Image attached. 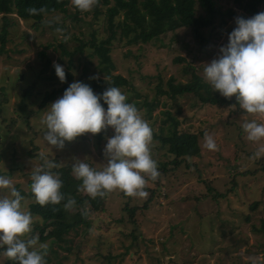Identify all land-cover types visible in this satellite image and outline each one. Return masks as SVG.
<instances>
[{"label": "rangeland", "instance_id": "rangeland-1", "mask_svg": "<svg viewBox=\"0 0 264 264\" xmlns=\"http://www.w3.org/2000/svg\"><path fill=\"white\" fill-rule=\"evenodd\" d=\"M216 5L224 14L225 22L216 16L213 27L203 28L204 44L190 28L169 32L151 43L128 45L125 41H115L114 73L128 78L135 87V91L128 90L124 95L132 93L133 100L141 101L143 97L150 99L155 95L154 87L160 79L164 83L170 77L187 81L189 78L184 71L187 63H193L202 75L200 64L218 56L220 46L227 42V34L235 26L234 18L244 14L233 0H216ZM229 9L234 13L228 14ZM74 11L71 7L70 13ZM199 13H204L201 7H198ZM69 15L47 16L53 23L67 25V28H54L56 30L47 25L36 28L32 21L20 20L17 31H11L12 40L6 43V52L0 53V172L8 176L14 186L20 184L25 190L30 189L31 168L41 164L43 159L60 167L72 165L75 158H80L90 167L102 168L105 162L102 149L106 137L113 135L111 127L97 134L84 133L66 141L60 149L43 139L40 116L63 93L40 108L45 94L59 86L39 79V52L45 49L52 64L67 68L68 57L62 56L59 47L63 39L73 49L78 44L72 39L73 33L85 32L89 38L90 30L96 28L100 36L106 35L103 20L99 22L83 12L81 15L87 22H75ZM1 22L0 19V29ZM49 43L53 46L46 48ZM87 53L77 52L76 57L85 58ZM178 56L184 60L176 61ZM84 60L82 64L75 61L69 68L74 76L72 82L83 78ZM92 61L88 76L102 77L98 57ZM9 77L15 79L16 87L6 91L8 102L5 104L1 87L10 81ZM29 87L32 90L26 111L17 110L24 88ZM165 98L161 97L162 102L154 109L152 119L146 117V107L138 109L141 117L151 129L159 131L165 111L169 110L183 121L184 130L203 131L199 156L175 165L170 161L172 157L165 155L166 149L159 148V140L152 136L150 152L157 163L159 179L146 178L147 195L143 198L126 196L116 189L106 193L102 199L103 209L91 215L92 226H80L78 233L73 231L69 235L73 252L61 258L62 264H250V257L255 258L257 264H264V230H261L264 154L258 159L250 158L264 140L248 141L240 127L245 120L264 122V117L246 113L237 105L233 108L196 107V98L189 94L163 102ZM205 133L215 140V150L204 147ZM162 163L168 167L163 168ZM215 193H223V196L215 197ZM80 195L88 194L82 190ZM254 203L257 206L253 207ZM22 206L29 211L28 199ZM34 220L35 217L32 223ZM52 257L53 261L48 264H57L55 256ZM5 260L6 257L0 255V264Z\"/></svg>", "mask_w": 264, "mask_h": 264}, {"label": "trees", "instance_id": "trees-1", "mask_svg": "<svg viewBox=\"0 0 264 264\" xmlns=\"http://www.w3.org/2000/svg\"><path fill=\"white\" fill-rule=\"evenodd\" d=\"M236 6L243 11V17H250L258 12L264 11V0H233ZM71 0H0L1 14V29H0V53L6 52V43L11 41L10 34L12 29L17 31V26L20 20L25 22L32 21L36 28L42 25H47L50 28H67L65 23H53L52 19L47 16L62 13L65 16H72L75 22H87L81 13L93 15L94 19L105 23V36H100L96 28H92L89 32L90 37L86 38V33L79 31V35L72 34V39L78 41V44L69 48L63 43L59 45L62 49V56L66 55L67 68H63L65 72V80L61 82L55 75L51 58L47 55L46 50L39 52L41 67L38 71L39 79H46L58 84L59 87L47 92L41 102V107L54 100L64 89L72 82L74 76L69 69L74 66L75 61L82 64L83 62V78L81 82L88 84L94 93H101L109 85L115 86L120 91L128 93V90L135 91V87L131 85L128 78L121 74H115V62L112 58V50L115 41H125L126 44L151 43L161 38L169 32H174L181 28H190L200 39L201 44H204L203 28L213 27L215 17H221V22H225L224 14L216 5V0H97V3L88 11H79L75 7V11L71 12ZM198 7L204 10V13L198 14ZM35 9V11H29ZM232 9L228 10V14H233ZM85 15V16H86ZM56 30V29H54ZM53 30V31H54ZM64 32V34H66ZM81 35V36H80ZM49 43L46 48L52 47ZM88 51L87 56L76 57L77 52L84 53ZM98 57V66L103 76L90 75L92 58ZM176 61H183L182 56L175 58ZM187 73V81H177L175 77H170L167 82L160 79L154 87L155 95L152 98L143 97L140 100H133L131 93L126 97L127 102H131L137 109L146 107V117L152 119L153 111L156 106L161 103V97H166L163 102L175 100L183 95H191L196 98L195 106H211V107H232L239 106L236 98H226L218 91H213L211 86L203 79L193 63H187L184 67ZM10 78V81L3 87V94L8 102L6 91L9 88L16 87L15 79ZM106 78V79H105ZM5 80V79H4ZM31 87L23 90L22 102L17 110L26 111L28 107V99L31 96ZM138 95V94H136ZM102 106L106 108L103 101H100ZM3 104V103H2ZM6 106V105H4ZM165 118L159 131L152 130L154 139L159 140L160 149H166L165 155L172 157L171 162L179 165L186 162L188 159L199 156L201 152L200 137L204 132L201 130L190 131L184 130L182 120L172 115L171 111H165ZM229 115L227 116V119ZM26 118H29L26 116ZM230 122V121H228ZM110 127L102 130L106 131ZM1 146V145H0ZM175 157H174V156ZM1 157V154H0ZM163 168L168 165L162 163ZM158 169V168H157ZM159 170V169H158ZM52 172H58L59 178L62 181L60 191L64 195V200L59 204H38L33 197L30 189L25 190L17 184L15 187L25 199L29 201V212L32 217H35L32 223L31 234H35L39 245L44 246L46 255L44 256L45 264L53 261L52 255L55 256L57 264H62V257H68L69 253L73 252L71 237L73 231L78 233L80 226H92V213L103 209L104 197H90L85 195L81 197L83 188L81 181L76 179L71 172V165H63L55 167ZM2 173L0 172V175ZM159 179V177H157ZM31 180L29 181V187ZM209 190L214 191L209 187ZM223 196V193H215V197ZM73 199L75 203L70 209L63 207L67 199ZM22 201V204L24 203ZM89 204V206H87ZM257 206L254 203L253 207ZM132 210V209H131ZM261 230H264V221ZM51 241L50 245H46ZM55 245V247H54ZM50 249L49 253L47 252ZM51 252V254H50ZM66 252L67 254H63ZM3 264H14L8 258Z\"/></svg>", "mask_w": 264, "mask_h": 264}, {"label": "clouds", "instance_id": "clouds-1", "mask_svg": "<svg viewBox=\"0 0 264 264\" xmlns=\"http://www.w3.org/2000/svg\"><path fill=\"white\" fill-rule=\"evenodd\" d=\"M97 0H71L79 11H88ZM29 11H35L30 9ZM235 26L227 34V42L219 54L202 63V77L213 91L229 98L233 95L246 113L264 117V11L250 17L237 16ZM55 75L65 80L63 66L53 64ZM106 79V78H105ZM106 105L102 106L101 102ZM43 139L57 149L84 133L97 134L111 127L113 135L106 137L102 149L105 162L102 168L90 167L83 159L75 158L72 175L81 181V187L90 197H104L114 189L126 196L143 198L146 178L156 180L159 172L152 158L150 144L152 130L134 104L115 86L109 85L101 93L79 80L71 82L63 94L52 101L40 116ZM250 142L264 140V122L245 120L240 125ZM204 147L215 150L213 137L204 135ZM264 154V144L257 147L253 157ZM55 165L43 159L31 168L30 191L40 204H59L64 200L60 191L62 181ZM0 255L14 264H45L46 251L31 234L33 217L22 206L24 197L6 175H0ZM75 201L67 199L63 207L70 209ZM250 264H257L249 258Z\"/></svg>", "mask_w": 264, "mask_h": 264}]
</instances>
